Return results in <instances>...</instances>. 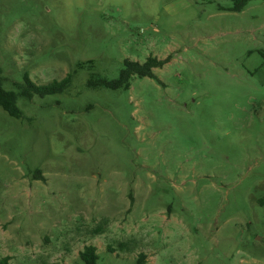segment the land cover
Masks as SVG:
<instances>
[{"label":"rangeland","instance_id":"rangeland-1","mask_svg":"<svg viewBox=\"0 0 264 264\" xmlns=\"http://www.w3.org/2000/svg\"><path fill=\"white\" fill-rule=\"evenodd\" d=\"M234 7L0 0L5 88L72 74L21 120L0 109V259L264 264V0ZM149 57L155 78L89 86Z\"/></svg>","mask_w":264,"mask_h":264},{"label":"trees","instance_id":"trees-1","mask_svg":"<svg viewBox=\"0 0 264 264\" xmlns=\"http://www.w3.org/2000/svg\"><path fill=\"white\" fill-rule=\"evenodd\" d=\"M235 4L233 10L239 12L243 10L251 0H232ZM264 55V54H263ZM169 62L168 59L160 60L156 57H149L144 63L132 60L124 61V68L121 70L116 80L108 81L103 79H92L89 86L93 88L104 87L110 90H128L131 87V81L135 77L138 78H155L154 70L163 68ZM87 64H92L89 61ZM86 63H80L79 68H84ZM72 83V74L60 81H53L46 85H37L34 83L28 73L23 75V81L15 84V90H7L5 88V78L3 69L0 65V109H3L10 117L21 120L24 117L23 111L18 106L20 99L28 101L34 97L44 98L64 93L68 90ZM259 204L264 207V197L259 200ZM124 246V245H122ZM82 264H98L99 256L94 246H88L80 253ZM0 264H10V258L4 257L0 259ZM136 264H147V257L140 254Z\"/></svg>","mask_w":264,"mask_h":264}]
</instances>
